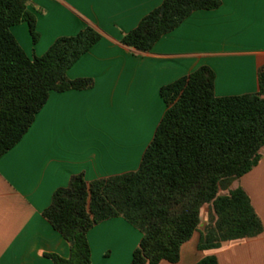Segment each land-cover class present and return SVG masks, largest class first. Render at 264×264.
<instances>
[{
    "label": "crops",
    "instance_id": "crops-1",
    "mask_svg": "<svg viewBox=\"0 0 264 264\" xmlns=\"http://www.w3.org/2000/svg\"><path fill=\"white\" fill-rule=\"evenodd\" d=\"M162 1L31 0L37 42L32 44L26 24L11 28L29 58L85 27L100 39L66 71L69 80L91 79L92 88L51 92L21 140L0 157V264H53L45 254L68 257V244L42 212L74 175L90 182L137 170L165 110L161 86L207 66L217 97L258 91L264 0H220L215 10L195 11L148 52L122 45V35ZM236 188L248 196L261 233L200 251L207 225L203 207L201 224L175 264H196L206 256L217 264H264V147L257 165L219 195ZM140 238L120 217L98 223L87 232L90 264H129Z\"/></svg>",
    "mask_w": 264,
    "mask_h": 264
},
{
    "label": "trees",
    "instance_id": "trees-1",
    "mask_svg": "<svg viewBox=\"0 0 264 264\" xmlns=\"http://www.w3.org/2000/svg\"><path fill=\"white\" fill-rule=\"evenodd\" d=\"M31 0H0V157L13 148L32 125L51 92L92 88L91 79L69 80L66 71L99 39L85 27L55 39L40 56L29 58L11 33L26 24L32 44L38 40ZM220 0H163L120 43L148 52L165 34L195 11H211ZM253 94L217 97L214 74L200 66L159 88L165 110L134 172L87 182L72 176L54 191L43 218L66 241L67 258L45 254L53 264H90L87 232L98 223L120 217L141 238L129 264H175L180 247L201 224L200 251L258 236L259 218L240 188L230 182L254 168L264 147V71ZM224 186V187H223ZM196 264H217L206 256Z\"/></svg>",
    "mask_w": 264,
    "mask_h": 264
}]
</instances>
